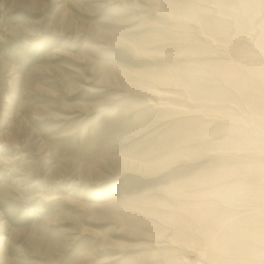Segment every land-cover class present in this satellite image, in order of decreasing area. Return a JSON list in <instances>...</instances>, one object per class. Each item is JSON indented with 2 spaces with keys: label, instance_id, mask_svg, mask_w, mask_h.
<instances>
[{
  "label": "rangeland",
  "instance_id": "rangeland-1",
  "mask_svg": "<svg viewBox=\"0 0 264 264\" xmlns=\"http://www.w3.org/2000/svg\"><path fill=\"white\" fill-rule=\"evenodd\" d=\"M0 264H264V0H0Z\"/></svg>",
  "mask_w": 264,
  "mask_h": 264
},
{
  "label": "bare ground",
  "instance_id": "bare-ground-1",
  "mask_svg": "<svg viewBox=\"0 0 264 264\" xmlns=\"http://www.w3.org/2000/svg\"><path fill=\"white\" fill-rule=\"evenodd\" d=\"M4 240H5L4 237L1 236V237H0V242H2V241H4Z\"/></svg>",
  "mask_w": 264,
  "mask_h": 264
}]
</instances>
